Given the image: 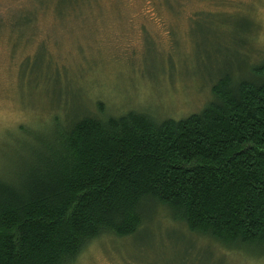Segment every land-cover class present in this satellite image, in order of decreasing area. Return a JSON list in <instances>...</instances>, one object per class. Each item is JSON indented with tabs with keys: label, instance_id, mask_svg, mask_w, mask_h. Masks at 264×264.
<instances>
[{
	"label": "trees",
	"instance_id": "trees-1",
	"mask_svg": "<svg viewBox=\"0 0 264 264\" xmlns=\"http://www.w3.org/2000/svg\"><path fill=\"white\" fill-rule=\"evenodd\" d=\"M91 2L37 0L20 17L37 23L50 11L62 18ZM195 12L194 25L226 15ZM249 24L244 16L237 27ZM41 49L49 57L34 65L26 57L22 73L59 77ZM234 64L214 75L210 99L184 117L108 115L100 102L98 113L56 116L49 134L30 128L34 141L19 140L17 165L14 156L12 169L0 173V264H74L100 237L142 235L161 207L166 224L179 226L172 230L179 246L189 236V253L196 235L223 257L264 254V60L245 70Z\"/></svg>",
	"mask_w": 264,
	"mask_h": 264
},
{
	"label": "rangeland",
	"instance_id": "rangeland-1",
	"mask_svg": "<svg viewBox=\"0 0 264 264\" xmlns=\"http://www.w3.org/2000/svg\"><path fill=\"white\" fill-rule=\"evenodd\" d=\"M35 2L0 0V173L12 169L14 156L17 165L19 140L34 141L30 128L49 134L56 116L98 113L102 102L108 115L184 117L210 99L212 78L229 62L245 70L264 60V0H92L68 17L49 11L25 23L20 15ZM198 10L226 15L194 25ZM244 16L248 30L237 27ZM42 45L61 74L37 81L21 67L28 56L33 65L49 57ZM150 222L139 236L94 240L74 264H264L260 250L242 262L237 253L223 257L205 236L194 235L189 253V236L179 246L172 231L179 226L166 224L162 207Z\"/></svg>",
	"mask_w": 264,
	"mask_h": 264
},
{
	"label": "bare ground",
	"instance_id": "bare-ground-1",
	"mask_svg": "<svg viewBox=\"0 0 264 264\" xmlns=\"http://www.w3.org/2000/svg\"><path fill=\"white\" fill-rule=\"evenodd\" d=\"M86 250V249H85Z\"/></svg>",
	"mask_w": 264,
	"mask_h": 264
}]
</instances>
